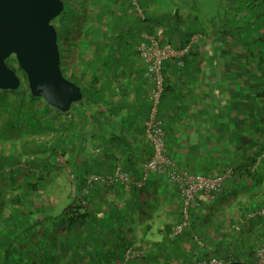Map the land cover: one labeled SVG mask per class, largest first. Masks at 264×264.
<instances>
[{
    "label": "crops",
    "instance_id": "1",
    "mask_svg": "<svg viewBox=\"0 0 264 264\" xmlns=\"http://www.w3.org/2000/svg\"><path fill=\"white\" fill-rule=\"evenodd\" d=\"M128 3L127 14L141 19ZM184 3L171 13L153 15L146 4L137 0L138 8H143L146 18L154 22L152 35L161 43L181 47L191 35H200L181 62L163 63L159 116L166 153L180 169L207 177L225 175L215 200L191 209L190 229L203 241L202 252L225 255L227 248H246L234 227H241L245 215L247 219L264 208V0H219L215 15L204 24L195 14L199 12L196 5ZM130 28H123L120 33L107 32L106 43L112 40L109 44L99 37L91 41L95 46L85 54L93 60L85 66L96 73L90 79V100L77 103L74 115L58 119L59 155L64 157L65 168L46 166L48 158L41 161L45 163L43 169L26 164L14 166L21 168L16 174L17 179L23 178L21 183L36 172L45 182L52 183L53 170L64 169L62 172L74 179L68 181L66 189L52 183V199L59 200L61 189L66 191V199L74 194L81 199L86 197L90 200L91 218L102 219V226L112 225H108L110 239L102 242L96 234L92 238L96 233L92 230L89 241H73V248L67 249L58 238L51 241L46 234L49 223L42 222L27 231L25 237L29 240L20 242L19 212L7 211L0 202V264H184L180 254L197 249L186 240L178 241L176 249L167 240V232L179 218L180 200L163 177L147 173L145 167L151 156L142 126L149 108V82L136 50L142 32L133 25ZM67 121L71 122L70 127ZM45 131L50 133L47 128L42 129L41 139L48 146L52 137L45 134L44 141ZM70 132L73 134L68 146L66 137ZM33 141L36 140L25 141V145ZM21 144L16 153L21 152ZM117 168L132 176L137 184L128 191L118 186L88 187L89 175L112 174ZM80 182L86 185L78 192ZM49 197L47 203L42 202L48 205ZM112 207L119 208V217L129 218L134 213L137 216L132 231L125 230L127 224L124 227L122 221L116 228L130 237V243L119 239V231H111L118 225ZM41 213L32 215L29 222L48 216L50 209ZM60 230H53L57 237ZM260 230L264 232L261 227L257 232ZM125 247L138 249L140 260L124 262L121 253ZM214 251L218 253L213 254Z\"/></svg>",
    "mask_w": 264,
    "mask_h": 264
},
{
    "label": "trees",
    "instance_id": "2",
    "mask_svg": "<svg viewBox=\"0 0 264 264\" xmlns=\"http://www.w3.org/2000/svg\"><path fill=\"white\" fill-rule=\"evenodd\" d=\"M128 1L129 0H83V1H72V0H62L63 2V8L61 13L56 17L52 24L55 27L56 34H57V45L59 49L60 54V68L63 76L67 78L69 81L75 83L78 85L83 94V100H90L92 89L90 87V79L91 77H95V72L90 71V67L85 66V64H90L93 60L89 58V56L85 55L86 53H89V49L91 46H95L92 44L91 41H93L95 38L99 37L103 39L105 44H109L112 40L107 41L105 40V34L107 32L120 33L123 28H126L128 30H132L130 28V25H133V28L138 29L141 32H145L147 34H152V25H154L153 21L146 18L145 11L143 12L144 18L141 20L140 18H136V16H131L127 14V7H128ZM141 4H146V0H138ZM143 9V8H142ZM80 12V20L78 19V15ZM164 18V17H162ZM166 18V17H165ZM151 25V26H150ZM70 39L71 46L73 49V53L71 55H68L66 53L67 49V41ZM67 40V41H66ZM96 42V41H95ZM187 43V42H186ZM185 45V44H184ZM70 57L73 59L75 58L76 63H72V60H69ZM71 58V59H72ZM6 64L8 67H10L21 79V86L15 90V91H1L0 90V99L3 100V97L7 94H12L16 96L15 101H8L10 103H4L3 105H0V108L3 106H9L10 110L8 111V115L6 119H4L5 124H13L16 122V119H21L22 115L23 118H25V114L29 115V119L33 116V112L29 113L28 109H26L25 103L29 102L32 105H36L39 101H43L42 99L34 98L30 95L26 79L24 74L20 71V69L17 66V63L14 59V57H9L6 60ZM83 68V69H81ZM87 70V71H86ZM105 72V69H103ZM93 74V75H92ZM44 105L43 108H41L42 112L45 113V111L51 113L50 122H52L47 129L52 134V140H50L49 145L46 146L44 149L48 150L49 155L47 156V163L48 161H52V163L49 161L48 165L51 167L55 165V162H53V158H55L59 154V149L61 148L60 144V138L59 135V127H61L58 124V119L62 116H66L65 113H60L58 110L50 107L43 101ZM6 104V105H5ZM8 104V105H7ZM45 106L47 109L45 110ZM40 110V109H39ZM69 112L68 114H70ZM44 116V115H42ZM45 118V117H43ZM33 124V123H32ZM53 124V125H52ZM38 123H34L30 126H37ZM69 127L71 126V122L67 121V124ZM14 127V125H11ZM42 129L41 125L39 126V129ZM45 129V128H44ZM41 131V130H40ZM6 132V131H5ZM72 132L68 134L66 137L67 144L70 146V138L72 137ZM10 134L6 132V134L3 136V134L0 136L2 140H8ZM63 138V137H61ZM65 138V137H64ZM16 141V140H15ZM19 142H16L14 148L16 145H18ZM13 145V144H12ZM42 142L38 144L39 150L42 152ZM73 146V143H71ZM16 150V149H15ZM15 157V162L12 165V170L15 171L13 175H16L18 170H20V167L14 168V166H17L20 164V152L16 153L12 152ZM1 154V153H0ZM16 154V155H15ZM2 155V154H1ZM10 156V157H12ZM39 159L37 156H32V158H29L27 161H25L26 165H34V160ZM42 159V158H41ZM42 161V160H40ZM17 164V165H16ZM34 167V166H33ZM6 174H4V177L8 175V170L5 171ZM72 181L73 177H69ZM74 179V178H73ZM27 182H20L18 186L12 187L11 189L6 188L7 195L5 199H3L2 203L4 206V209H7V211H18L19 215L17 216V224H18V233L20 242L24 240H29V237H25L27 231L29 232V229L33 228L35 229V226L40 225L42 222L49 223V229L47 230L46 234L50 236L51 241L54 239H57V241H62L65 243V247H72L74 246L73 241H80V240H87L89 241L91 232L93 229L91 226L93 225L94 221L98 222L100 225V222L102 219L94 218L92 219L91 213L88 211V204L90 200H88L86 197L85 199H81L80 196H76L77 194H74L73 197L70 199H67L68 203L64 205V207L61 209L60 212H57L55 215L51 213L54 209H52V206L50 204L46 205L42 202L41 194L34 193L37 191L39 185H37V181H44L43 178L39 173H34L29 175V179L26 180ZM13 185V184H11ZM86 184H83V182H80L79 185H77V191L79 192L81 189L85 188ZM76 186V185H73ZM10 187V186H9ZM120 188V187H119ZM25 198L23 195H26ZM33 196V197H31ZM35 197V198H34ZM47 207L50 209V213L48 216L43 215L41 218H39L35 223H30V218L32 215L39 214L42 215V211H46ZM181 208V207H180ZM181 211V209H180ZM180 211L179 216L180 217ZM57 217H59L57 220H55ZM244 216V222L241 224V227L239 231L237 232V237L240 238L241 244H245L246 248L243 247H230L227 248V252L225 255L218 254L217 257L227 258L229 259V263L233 260H239L242 262V264H256V258H255V251L259 247H264V244L262 243L264 240V232H257L258 228L264 229V220L260 216H253L250 218H245ZM54 219V220H53ZM179 218L177 219V221ZM177 223V222H176ZM175 223V224H176ZM30 224V225H28ZM97 224V223H96ZM28 225V226H27ZM96 226V228L99 227ZM59 226L61 228L59 233V237L57 235H53L55 228ZM118 226H120L118 224ZM193 223L190 222L189 226L183 230V232L175 237L174 239H169L168 234L172 231L167 232V240L174 245V248L178 249V241L186 240L193 243L195 234H193L190 229H192ZM119 232L121 233L120 238L125 240V234L122 233V229L118 228ZM128 247H125L122 250V257L124 254V251ZM195 248V247H194ZM81 251H85V249L80 248ZM10 250V249H9ZM8 250V251H9ZM175 250V249H174ZM180 250V245H179ZM206 250V249H205ZM194 250H189L186 252H182L180 254V259L183 260L185 263L193 264V257H194ZM201 251V250H200ZM199 251V257L200 258H206L209 256V253H207V250L204 252ZM218 251H214L213 254H217ZM8 254V253H7ZM88 254V253H87ZM19 255V253H18ZM140 260V258H139ZM138 261V259H136Z\"/></svg>",
    "mask_w": 264,
    "mask_h": 264
},
{
    "label": "built area",
    "instance_id": "3",
    "mask_svg": "<svg viewBox=\"0 0 264 264\" xmlns=\"http://www.w3.org/2000/svg\"><path fill=\"white\" fill-rule=\"evenodd\" d=\"M135 7L136 13L141 19L144 18L142 9L138 8L137 0H130ZM200 35H191L187 43L181 47H174L170 43H161L159 38L152 34L140 33L136 50L142 59L146 69L149 82L148 113L143 121V131L150 143L151 156L145 163L147 173L163 177L172 186L180 200V217L168 234L169 239H174L180 235L191 222L193 206L198 204H210L221 192L225 175L217 177H207L196 175L187 170L180 169L175 162L167 155L165 148V133L163 123L159 116V102L163 92L162 66L167 60H178L188 53V51L199 41ZM146 177L142 179V183ZM137 184L132 176L117 168L112 174L97 175L91 174L87 178L88 187L93 185L118 186L128 191ZM260 216L264 220V208L250 214V217ZM234 229L239 231V227ZM197 249L194 251L193 264H229V259L207 256L200 258L199 251L203 247V241L194 237ZM141 252L135 247H128L123 254L124 262L139 259ZM256 264H264V247H259L255 251Z\"/></svg>",
    "mask_w": 264,
    "mask_h": 264
},
{
    "label": "water",
    "instance_id": "4",
    "mask_svg": "<svg viewBox=\"0 0 264 264\" xmlns=\"http://www.w3.org/2000/svg\"><path fill=\"white\" fill-rule=\"evenodd\" d=\"M62 8V0H0V90L15 91L21 86L19 76L6 64L12 56L25 76L30 95L68 114L73 104L83 100V94L60 68L52 21Z\"/></svg>",
    "mask_w": 264,
    "mask_h": 264
},
{
    "label": "rangeland",
    "instance_id": "5",
    "mask_svg": "<svg viewBox=\"0 0 264 264\" xmlns=\"http://www.w3.org/2000/svg\"><path fill=\"white\" fill-rule=\"evenodd\" d=\"M72 1L76 2V1H83V0H72ZM218 1L219 0H146V3H147V7L150 8L151 13L153 15L154 14H156V15H160V14L162 15L163 14L164 15V14L171 13L174 11V9L177 7V5L182 6V4H180L181 2H183V3L184 2L194 3L197 7V10L199 9V12L195 13V14H198L197 16H198L199 20L201 21V24L202 23L204 24L205 21L211 15L212 16L215 15ZM184 4H186V3H184ZM78 13H79L78 19L80 20V12H78ZM67 43L68 44L66 45L67 46L66 53L68 55H71V53H73L74 48H72V46H71L70 39H68ZM71 58L72 57H70L69 60H72V63H76L75 58L74 59L73 58L71 59ZM0 97H1V95H0ZM7 99H9L8 101H10V102H11V100L15 101L16 96H14L10 93L5 95L3 97V100L0 99V105H3L6 102L10 103L7 101ZM4 101H6V102H4ZM43 105H44L43 101H39L36 105H32L29 102L25 103L26 109H28L29 113L33 112V114H32L33 116L29 119L28 118L29 115L26 112L25 118H23V115H22L21 119H16V122H14L13 124H10V125L4 123L5 122L4 119H6V117L8 115V111L10 110V107L9 106H5V107L2 106L0 108V136L2 134L4 136L6 134V132L8 134H10L8 137V140H6V141L2 140V138L0 137V153L2 154V155L0 154V202L1 203L7 195V191H6L7 189L6 188L11 189L13 187V185L18 186V184L20 183L19 181H21L23 179L22 178L19 180L16 178V175H13V174H15L14 173L15 171L12 170V165H11L16 160L15 157L12 156L13 155L12 152H15L16 150L18 151V145L19 144L24 142V144H21V146H20L21 148H19V150H21V152L19 151L20 152V159L18 158V160H20V165L24 166L25 161H27L29 158H32V156L39 157V159L34 160V163H33L34 165H32V166H34V168L41 169L45 165V163L41 162L40 160L46 159L47 156L49 155V153H48V151H46L44 149L46 147L47 143L45 144V142H42V139H41L42 134H41L40 130H42L44 128L46 129L47 127H49V125L52 123V122H50V118L52 116H51L50 111L49 112L45 111V113L42 112L41 108H43ZM75 107H77L76 104H73L71 106V109L69 111V112H71L70 115H74L77 112V108H75ZM46 109H47V107L45 106V110ZM42 115H44V116H42ZM43 117H45V118H43ZM32 123L33 124L38 123V125L37 126H30V125H33ZM11 125H14V127ZM40 125H41L42 129L41 128L39 129ZM73 127H74V124H73ZM45 134H49L50 137L52 136L51 132L49 133V132L45 131L44 132V141H46ZM17 139L20 141V143L18 145H16V147L14 148ZM30 139L36 140V141L27 142L28 145H25V141H28ZM40 142H42V144L43 143L45 144L42 148L43 152H41L39 150L38 144ZM23 146H29V147L23 148ZM45 151H46V153H44ZM10 156H12V157H10ZM53 160H54L53 162H55L57 167L65 168L64 157L62 155L58 154L55 158H53ZM49 161H48V163H49ZM50 162L52 163V161H50ZM47 165L48 164H46V166ZM6 170H8V173H7L8 175H6V177H4V174H6V172H5ZM62 170H64V169L53 170L54 172H52L50 174V179L53 180L51 182L54 185L59 186L61 188L63 187L66 189L69 186L68 181H70L69 180L70 175L66 176L65 173L62 172ZM72 171H73V168L71 167L70 173ZM14 181L15 182L17 181L16 184L14 183ZM10 183H12L13 185H11ZM36 183L40 187H38L37 191L34 193L41 194L42 200L45 201L46 203L48 202V197H49L48 193L50 192V197H49L50 203L49 204L53 205V207H55V209L53 211H51V213L53 215H55L57 212H60L62 207L68 203L67 199L65 198L66 191H64V189H61L62 193L60 194L59 200H54V199H52V197H54L53 192H54L55 187L52 185V183H50V182L47 183L45 181H37ZM3 189H5V192H6L5 195L3 193ZM26 198H30V197H26ZM1 203H0V205L3 204V203L2 204ZM0 211H1V209H0ZM116 211H120L119 208H116V210H115V208L112 207L111 212L116 214L115 216H117V218L115 217L116 218L115 220L117 221V223L119 224V222L122 221L121 223L124 227H125L124 224H127L125 227V230L130 229L132 231L134 223L136 222V219H137V216L135 215V213H134V215H130L129 218H126V217L123 218L121 216L119 217L118 216L119 212H116ZM113 213H112V216H113ZM58 218L59 217H57L55 220H57ZM121 218H123V219H121ZM102 222L103 221L100 222V227L96 228V226H98V225L96 224V221H94V223L91 227L93 229L96 228L95 229L96 233L92 234V238H94V236L96 234L97 240H100L103 242L104 239L105 240L110 239L111 234L108 233V225L109 226H112V225L110 223H107V224L102 226ZM117 227H118V225L116 227H114V226L111 227V231L116 230V232L118 233V231L116 229ZM56 228L60 229L59 226H57ZM53 235H56V233H53ZM89 236H91V235H89ZM130 241H131L130 237L126 236L125 242L130 243ZM184 264H189V263L185 262Z\"/></svg>",
    "mask_w": 264,
    "mask_h": 264
}]
</instances>
